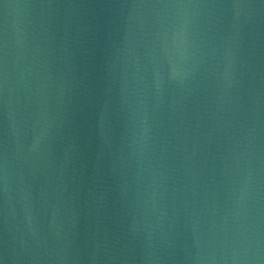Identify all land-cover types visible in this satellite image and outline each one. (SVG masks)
I'll use <instances>...</instances> for the list:
<instances>
[{
  "label": "water",
  "instance_id": "obj_1",
  "mask_svg": "<svg viewBox=\"0 0 264 264\" xmlns=\"http://www.w3.org/2000/svg\"><path fill=\"white\" fill-rule=\"evenodd\" d=\"M3 264H264V0H0Z\"/></svg>",
  "mask_w": 264,
  "mask_h": 264
},
{
  "label": "snow or ice",
  "instance_id": "obj_2",
  "mask_svg": "<svg viewBox=\"0 0 264 264\" xmlns=\"http://www.w3.org/2000/svg\"><path fill=\"white\" fill-rule=\"evenodd\" d=\"M0 264H3V262H2V261H0Z\"/></svg>",
  "mask_w": 264,
  "mask_h": 264
}]
</instances>
